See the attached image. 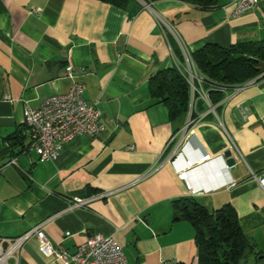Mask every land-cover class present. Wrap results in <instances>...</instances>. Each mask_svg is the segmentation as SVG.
I'll use <instances>...</instances> for the list:
<instances>
[{
	"label": "crops",
	"instance_id": "1",
	"mask_svg": "<svg viewBox=\"0 0 264 264\" xmlns=\"http://www.w3.org/2000/svg\"><path fill=\"white\" fill-rule=\"evenodd\" d=\"M234 8L235 0L207 8L181 0H130L125 8L100 0H0V238L43 223L52 244L69 253L98 233L117 241L127 264H197L192 225L173 221V200L190 196L209 213L232 206L251 246L239 264H264V188L256 179L264 177V76L225 91L213 109L198 100L200 118L186 128L189 113L170 119L148 89L150 77L174 66L178 47L172 36L170 45L165 40L156 16L190 52L263 41L264 3L239 15ZM74 80L96 104L103 129L41 162L27 147L23 108H37ZM232 143L233 168L224 156ZM188 159L194 165L183 180L178 172ZM111 190L69 207L74 198ZM6 264L60 262L30 236Z\"/></svg>",
	"mask_w": 264,
	"mask_h": 264
},
{
	"label": "built area",
	"instance_id": "2",
	"mask_svg": "<svg viewBox=\"0 0 264 264\" xmlns=\"http://www.w3.org/2000/svg\"><path fill=\"white\" fill-rule=\"evenodd\" d=\"M259 3H264V0H235L232 15L242 14ZM156 18L165 40L170 45L169 36H172L179 47L181 57L177 56L174 51L173 56L174 66L189 86V119L184 127L186 128L200 118L191 117V112L195 110L198 100L204 102L211 109L214 107L209 102L205 77L195 65L191 52L181 35L165 18L161 16H156ZM65 69L67 73H70L72 68L67 66ZM254 80L255 78H252L235 84L230 89L236 92ZM4 99L9 100L10 98L5 95ZM23 118L29 130L27 147L36 153L41 162L56 159L64 144L80 136L95 137L103 129L100 111L95 103H88L84 99L83 87L77 80L71 82L66 92L47 96L37 108L24 106ZM230 146L231 153L236 151L233 143ZM7 163L15 164L16 162L12 158ZM193 165L192 160H186L185 168L178 172V177L186 180L187 170ZM256 179L264 188V177ZM112 192L113 190L100 192L88 198H74L69 207L85 206L92 199L107 196ZM189 192L194 193L191 188H189ZM30 236L37 239L38 249L43 255L55 258L60 264H127L121 247L112 236H103L98 233L89 234L77 246L75 252L69 253L61 244H52L44 231L43 223L15 238H0V264H6V258L11 256ZM5 242L8 246L3 249L2 244Z\"/></svg>",
	"mask_w": 264,
	"mask_h": 264
},
{
	"label": "trees",
	"instance_id": "3",
	"mask_svg": "<svg viewBox=\"0 0 264 264\" xmlns=\"http://www.w3.org/2000/svg\"><path fill=\"white\" fill-rule=\"evenodd\" d=\"M100 1L125 8L130 0ZM181 1L207 8L216 0ZM173 51L181 57L177 46L173 45ZM191 56L205 77V88L211 105L219 103L224 92L235 84L264 76V40L235 43L228 47L207 43L191 52ZM148 89L152 96L165 103L170 119L188 112L189 86L175 66L158 71L150 77ZM195 113V110L192 111L191 117L195 118ZM172 207L173 221L186 220L194 229L197 264H239L251 248L229 204L209 213L188 196L173 200Z\"/></svg>",
	"mask_w": 264,
	"mask_h": 264
},
{
	"label": "water",
	"instance_id": "4",
	"mask_svg": "<svg viewBox=\"0 0 264 264\" xmlns=\"http://www.w3.org/2000/svg\"><path fill=\"white\" fill-rule=\"evenodd\" d=\"M224 156L226 158L227 165L230 166L231 168H233L236 161H235L234 155H232V153L229 149L224 152Z\"/></svg>",
	"mask_w": 264,
	"mask_h": 264
}]
</instances>
